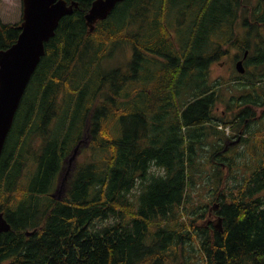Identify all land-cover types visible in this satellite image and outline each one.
<instances>
[{"label":"trees","instance_id":"16d2710c","mask_svg":"<svg viewBox=\"0 0 264 264\" xmlns=\"http://www.w3.org/2000/svg\"><path fill=\"white\" fill-rule=\"evenodd\" d=\"M75 1L45 44L0 157V211L11 226L0 232V264H264L260 0H124L90 33L93 0ZM239 17L251 18L242 33ZM19 32V22L0 20V50ZM124 45V69H105ZM226 45L248 49L253 69L229 98L241 149L227 144L232 122L213 115L225 81L211 84L208 68ZM85 133L56 200L49 193ZM215 202L221 231L209 215Z\"/></svg>","mask_w":264,"mask_h":264},{"label":"water","instance_id":"95a60500","mask_svg":"<svg viewBox=\"0 0 264 264\" xmlns=\"http://www.w3.org/2000/svg\"><path fill=\"white\" fill-rule=\"evenodd\" d=\"M123 0H93L84 14L88 31H93L97 21L103 20L113 11L116 4ZM78 6L71 0H22V18L20 33L14 43L0 50V155L7 134L12 127L15 114L27 85L45 53V43L55 35L62 17L73 13ZM235 68L244 72L242 59ZM88 136L80 139L66 159L67 167L59 176V182L50 196L61 199L65 193L66 181L74 166L81 143H87ZM217 204L214 205L216 207ZM220 218L217 227H220ZM10 223L0 211V231H8ZM32 231H26L31 234Z\"/></svg>","mask_w":264,"mask_h":264},{"label":"rangeland","instance_id":"374dc122","mask_svg":"<svg viewBox=\"0 0 264 264\" xmlns=\"http://www.w3.org/2000/svg\"><path fill=\"white\" fill-rule=\"evenodd\" d=\"M250 4H251V6L258 4V0H252V1L250 0ZM262 5H264V4H262ZM21 15H22V0H0V20H1V22H3V23L19 22L21 20ZM170 29L173 32L174 26H171ZM239 30H240V27H239ZM152 55L149 56L150 60H148V61H152V60L158 58V56H156L154 54H152ZM128 57H129L128 48L125 45L120 46L117 49H114V51L111 53V55H109V57H106L102 61V66L105 69L121 66L120 64L123 63L125 60H127ZM222 64L223 65L220 66L218 63H214L211 66L210 78L212 80H215V79H225V80L226 79H232L231 76L235 73L234 72L235 71L234 70V64H232V62L229 58L224 59ZM252 71H253V69H249L247 76H251ZM220 90H221V98L218 100V102L216 104L215 118H217V116L219 117L221 112L224 111L223 116L225 117V119H231L233 116V112H231V109L229 108V106L231 105V102H229L228 99L232 95L240 94V92H238L237 89H234L233 87L228 86L227 83H223V85L220 86ZM29 103H30V96L27 97V99L24 103V107H23L24 112H25L26 107L29 105ZM260 113H261V111L258 110L257 114H260ZM163 119H164V117H163ZM157 120H158V118L155 117L156 122H157ZM164 120H167V119H164ZM20 123H21V121L18 120L16 125L14 124V127L16 128L18 125H20ZM251 124L255 125V123H251ZM253 125H252V127H253ZM226 130L230 134V136L232 138L231 140H233V141H235L237 139H241L242 138L241 136L244 137L243 134H240L238 132V130L234 129L233 127L229 128L227 126ZM237 135H238V137H237ZM33 138H31L32 142L35 140V137H33ZM12 143H13V140H11V144L9 145V149H11ZM236 145H238V144H236ZM241 147H243V145L242 146L239 145V149H241ZM79 157H80V154L77 155L76 161L78 160ZM64 165L67 167V162L64 163ZM65 169H62V171H61L62 174L64 173ZM57 181L59 182V178ZM138 192H139L138 187H135L130 192L129 195L131 197L135 198V196L138 194Z\"/></svg>","mask_w":264,"mask_h":264},{"label":"flooded vegetation","instance_id":"af4514ba","mask_svg":"<svg viewBox=\"0 0 264 264\" xmlns=\"http://www.w3.org/2000/svg\"><path fill=\"white\" fill-rule=\"evenodd\" d=\"M183 2H186V1H183ZM187 3V2H186ZM238 21L240 22V24L241 23H244L245 25H244V28L245 29H248L249 28V24H250V18L249 19H245V18H243V17H239L238 18ZM233 48H230L228 51H227V53L224 55V59L226 58V57H230L231 58V60H232V62H236L240 57H239V55H234V54H230V51L232 50ZM218 63L220 64V65H223L222 63V61H218ZM232 139V138H231ZM231 139H228L227 141L230 143V144H236L237 142H239V139H237V140H235V141H233V140H231Z\"/></svg>","mask_w":264,"mask_h":264},{"label":"bare ground","instance_id":"6f19581e","mask_svg":"<svg viewBox=\"0 0 264 264\" xmlns=\"http://www.w3.org/2000/svg\"><path fill=\"white\" fill-rule=\"evenodd\" d=\"M89 9V8H88ZM197 17H199V15L197 16ZM111 31V30H110ZM112 32V31H111ZM125 33H123V35H124ZM159 39V38H158ZM116 40V39H115ZM118 40V39H117ZM139 41V40H138ZM130 44V43H129ZM158 44V43H157ZM141 50V49H140ZM145 51V50H144ZM152 55V54H151ZM150 55V56H151ZM154 55H156V54H154ZM153 56V55H152ZM156 56H158V55H156ZM261 57V56H260ZM109 90V89H108ZM111 92V91H110ZM79 93V92H78ZM115 94V93H114ZM111 99V98H110ZM157 106V105H156ZM88 107V106H87ZM110 110V109H109ZM124 110V109H123ZM125 117V116H124ZM122 118V117H121ZM136 124V123H135ZM44 128V127H43ZM47 128V127H46ZM128 128V127H127ZM126 129V128H125ZM135 129H136V127H135ZM131 130V129H130ZM43 131H44V129H43ZM128 131V130H127ZM25 133V132H24ZM28 153V152H27ZM33 156V155H32ZM4 162V161H3ZM10 166V165H9ZM1 169V168H0ZM1 176V175H0Z\"/></svg>","mask_w":264,"mask_h":264}]
</instances>
